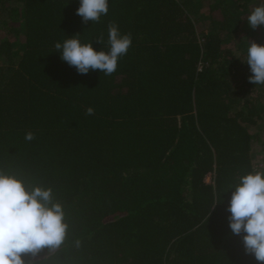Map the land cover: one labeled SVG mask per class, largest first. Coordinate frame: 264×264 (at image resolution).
Segmentation results:
<instances>
[{
	"label": "trees",
	"instance_id": "1",
	"mask_svg": "<svg viewBox=\"0 0 264 264\" xmlns=\"http://www.w3.org/2000/svg\"><path fill=\"white\" fill-rule=\"evenodd\" d=\"M263 3L108 0L85 23L80 0H0V172L51 188L68 225L58 248L25 259L264 264L227 211L264 147V84L246 63L250 43L264 44V25L247 21ZM110 23L132 39L111 75L80 74L55 49L78 34L109 51Z\"/></svg>",
	"mask_w": 264,
	"mask_h": 264
},
{
	"label": "clouds",
	"instance_id": "2",
	"mask_svg": "<svg viewBox=\"0 0 264 264\" xmlns=\"http://www.w3.org/2000/svg\"><path fill=\"white\" fill-rule=\"evenodd\" d=\"M108 0H80L76 14L83 21L98 22L108 13ZM248 24L256 29L264 25V4L255 7L247 17ZM103 43V36L97 38ZM109 51H97L92 43H81L78 34L55 44L61 59L80 74L100 70L111 75L117 69L119 57L127 54L132 39L121 35L118 26L108 28ZM246 63L250 66L249 82L264 84V44L252 41L247 49ZM88 107L86 115H93ZM34 139L31 131L25 140ZM231 199L229 227L233 235L243 233L245 251L264 262V173L253 171L238 178L230 186ZM61 203L53 202L51 188L35 185L30 189L15 175L0 172V264H33L25 259L37 256L42 249L58 248L64 241L68 225L64 221Z\"/></svg>",
	"mask_w": 264,
	"mask_h": 264
},
{
	"label": "rangeland",
	"instance_id": "3",
	"mask_svg": "<svg viewBox=\"0 0 264 264\" xmlns=\"http://www.w3.org/2000/svg\"><path fill=\"white\" fill-rule=\"evenodd\" d=\"M196 23L199 26L200 30L206 27L202 19H196ZM260 36L261 35H257V39L261 38ZM260 149L262 150L264 149V147L261 146L260 144H259V147L258 146L253 147L254 167H255V171L264 173V153L262 150L260 151Z\"/></svg>",
	"mask_w": 264,
	"mask_h": 264
},
{
	"label": "built area",
	"instance_id": "4",
	"mask_svg": "<svg viewBox=\"0 0 264 264\" xmlns=\"http://www.w3.org/2000/svg\"><path fill=\"white\" fill-rule=\"evenodd\" d=\"M213 180V173H210L209 177H208V181L211 182Z\"/></svg>",
	"mask_w": 264,
	"mask_h": 264
},
{
	"label": "crops",
	"instance_id": "5",
	"mask_svg": "<svg viewBox=\"0 0 264 264\" xmlns=\"http://www.w3.org/2000/svg\"><path fill=\"white\" fill-rule=\"evenodd\" d=\"M209 175H210V174H209ZM209 175L207 176V180H208Z\"/></svg>",
	"mask_w": 264,
	"mask_h": 264
}]
</instances>
